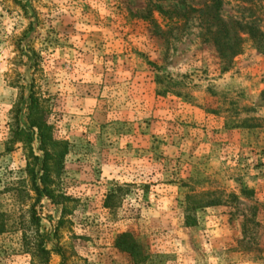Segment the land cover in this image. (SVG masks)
I'll return each instance as SVG.
<instances>
[{
    "label": "rangeland",
    "instance_id": "374dc122",
    "mask_svg": "<svg viewBox=\"0 0 264 264\" xmlns=\"http://www.w3.org/2000/svg\"><path fill=\"white\" fill-rule=\"evenodd\" d=\"M250 23L264 31V0H0V264H39L31 208L49 264H264ZM30 90L68 142L52 198L5 146Z\"/></svg>",
    "mask_w": 264,
    "mask_h": 264
},
{
    "label": "trees",
    "instance_id": "16d2710c",
    "mask_svg": "<svg viewBox=\"0 0 264 264\" xmlns=\"http://www.w3.org/2000/svg\"><path fill=\"white\" fill-rule=\"evenodd\" d=\"M252 26V23L245 24L244 28L246 29V32H244V34H248L257 45L259 51L264 54V31L252 28ZM25 108L27 125H21L19 120L20 112L15 108L13 111L12 122L9 126V138L5 143V146L7 151H11L17 144L23 146L26 151V169L32 183V191L35 192L37 196L43 194L48 198H52V191L48 188L47 184L55 171L62 166L63 159L68 152V142L65 140H58L54 137L53 128L45 119V112L41 106L40 100L31 90L26 98ZM33 137H36L38 140L37 150L40 152V156L35 155L31 146ZM35 161L40 165L38 176H36L31 165L34 164ZM38 183L42 185V188H39ZM29 218L30 220L27 227L29 234L26 232H23L22 234L25 249L34 260L36 259L38 261L39 264H49L50 252L44 247L42 236L38 229L39 219L36 216L34 208H31L29 211ZM2 231L3 230L0 229V233ZM127 236L128 235L124 234L120 237L121 244L119 243V245H121L120 249L123 252L132 251V247L130 245L126 246L125 244ZM60 264H64V261Z\"/></svg>",
    "mask_w": 264,
    "mask_h": 264
}]
</instances>
